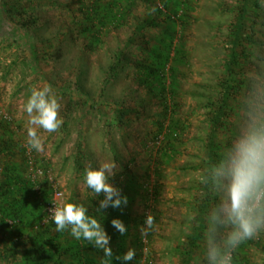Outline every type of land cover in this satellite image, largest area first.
<instances>
[{"label":"rangeland","instance_id":"374dc122","mask_svg":"<svg viewBox=\"0 0 264 264\" xmlns=\"http://www.w3.org/2000/svg\"><path fill=\"white\" fill-rule=\"evenodd\" d=\"M4 1L11 0H0V149L7 144L9 150L0 152V172L10 164L36 189L45 183L51 195L60 190L62 200L82 204L90 216L100 218L85 169L114 162L109 182L128 197V204L115 208L127 215H121L127 232L110 239L113 256L132 248L134 260L122 264H179V247L187 241L204 196L199 177L208 162L209 114L228 60L238 0H99L93 10L95 0H24L25 16L35 20L27 34L16 30L20 17L10 18ZM173 2L178 3L176 13L165 5ZM248 23L254 26L252 42L243 39L242 45L250 54L240 61V89L229 97L217 129L212 168L246 131L264 125V0L258 9L250 7ZM141 24L144 28L137 30ZM170 39L159 76L146 78L142 66L152 60V47ZM120 53L121 64L107 78ZM127 58L130 62L123 63ZM45 85L57 97L63 124L53 133L37 129L44 146L37 152L26 145L23 107L31 89ZM119 108L128 114L120 117ZM161 126L171 127L174 138L152 143ZM210 195L206 218L218 202L215 192ZM32 213L7 230L0 226V264L29 263L25 255L42 211ZM148 213L153 228L142 236ZM206 228L207 219L191 264H207ZM232 254L234 264H264V230ZM94 256L99 261V253Z\"/></svg>","mask_w":264,"mask_h":264},{"label":"clouds","instance_id":"9594fccd","mask_svg":"<svg viewBox=\"0 0 264 264\" xmlns=\"http://www.w3.org/2000/svg\"><path fill=\"white\" fill-rule=\"evenodd\" d=\"M60 104L50 85L32 88L23 110L27 114V140L30 150L43 152L44 146L37 129L56 132L63 120L59 118ZM114 162H102L99 167L85 169L84 181L96 195H103L98 211L122 208L128 197L120 188L109 182L115 175ZM200 181L215 192L218 202L207 215L205 232L207 264H232V252L244 241L264 230V125L251 127L234 143L227 153L210 170L201 174ZM56 231L69 230L76 240H85L103 251L104 257L113 258L110 236L103 225L87 214L82 204L62 200L48 210ZM154 217L148 213L141 235L153 228ZM111 225L121 235L127 232L119 218ZM136 252L129 248L123 256L114 259L123 262L134 260ZM105 259L101 264H109Z\"/></svg>","mask_w":264,"mask_h":264},{"label":"trees","instance_id":"16d2710c","mask_svg":"<svg viewBox=\"0 0 264 264\" xmlns=\"http://www.w3.org/2000/svg\"><path fill=\"white\" fill-rule=\"evenodd\" d=\"M261 1L262 0H238L236 17L231 25L227 40L229 50L228 60L225 63L224 74L221 78L217 101L212 104L213 110L209 114L211 128L206 152L208 162L206 165V171H203L205 175L210 174V169L212 168L213 162L216 158V153H214V139L216 137L217 129L225 115L224 113L228 106L227 103L229 101V97L233 92H238L241 86V78L238 71L241 63L240 61H242V59H246L248 54H250L249 50L244 49L242 45L243 39H247L248 42H252V36L254 34L253 24L248 23L249 9L250 7L258 9ZM23 2L24 0H11L10 4H7V2L4 1L3 7H9L10 12H8V15H10V18L12 15L14 16V14L19 15L20 19L17 22L18 25L16 30H19L20 32L23 31L24 34H27L28 30H30V22L32 23L35 20L29 16H25V7H27V4ZM98 2L99 0L94 1L93 6H91L92 10L98 6ZM165 5L168 10L173 6L174 8H172L173 10L171 11L176 13L178 3L173 2L171 3V6H169V3H166ZM184 16L185 18L187 17L186 15ZM2 20L3 19L0 17V27L3 22ZM144 26L145 25L141 24L136 29L142 30ZM247 29H249V32L247 35H244ZM169 41L170 42L165 43L163 47H152V53L154 55L152 60L150 59L148 63L146 62V64H143L142 66V68L146 69V78L151 77V75L159 76L160 66L166 63V60L169 57L172 39ZM123 56L124 55L122 53L119 54L116 61L111 65L107 78L115 74L116 69L119 64H121L120 59L123 58ZM128 62H130L129 58L125 59L123 63L128 64ZM118 111H120V117H125L126 114H128V111H122L120 108ZM166 128H168V132L165 134ZM174 133L175 132H173L171 127L161 126L159 131L153 137L152 143L154 142L159 144L160 142L162 144L164 141L166 143L167 139L170 137L174 138ZM160 135L161 138H159ZM8 150V145L3 144L0 152L6 153ZM202 187L204 190L203 200H201L197 206V213L192 219L190 234L187 237V241L179 247V264H191L192 254L197 247V242L200 239L205 227V219L211 197V189L205 184H202ZM50 193L51 192H49L45 183H41L38 189H36L32 182L30 183L29 181H25V179L16 174V171L10 164L2 166L0 172V226L2 229L7 230L11 228L15 222H24L27 218L26 214L34 216L32 210L41 209L42 215L40 213V216L36 218V232L33 236L30 248L26 251L25 255V257L27 256L29 259L28 264H39L40 259L41 264H101V258L104 256L102 250L93 247L83 239L75 240L69 230L60 232L56 231V225L53 220L45 226H40V222L45 215V207L43 208L41 201L48 204L51 198ZM95 197L96 200H92V204L94 205V208L98 210L99 201L103 199V195L101 194ZM100 212L102 215L100 218H96L103 225L106 232L108 231L111 233L109 234L110 239H116L118 231L112 227L111 220L113 218H119L123 221L124 217L121 215H127L121 211L117 212V210L112 207L100 210L95 215H100ZM118 213H120V215ZM70 235L71 238L74 239L73 241L68 238ZM18 236H20V234H18ZM147 252L148 247L145 251V255H148L146 254ZM97 253H99L100 257L99 261H97V258L94 256ZM116 255H120V253L116 252L113 258H106L109 259V264H122L120 260L114 259ZM36 258H38L37 262H35ZM234 260L235 256L232 254V264H234ZM146 261L150 262L149 258H147Z\"/></svg>","mask_w":264,"mask_h":264},{"label":"built area","instance_id":"2783aa9c","mask_svg":"<svg viewBox=\"0 0 264 264\" xmlns=\"http://www.w3.org/2000/svg\"><path fill=\"white\" fill-rule=\"evenodd\" d=\"M159 138H161V135L159 136ZM29 164H30V170L33 171V173H34V168L32 166L31 161H29ZM35 172H37V171L35 170ZM62 197H63V195H62V192L60 190H57V189L53 190L50 201L46 205L45 215L43 216V219L40 222V226H45L46 224H48L52 220L51 216L49 215L48 210L50 208L54 207V203H59L60 201H62ZM146 249H147V247H146V245H144V247H143L144 252L146 251Z\"/></svg>","mask_w":264,"mask_h":264}]
</instances>
